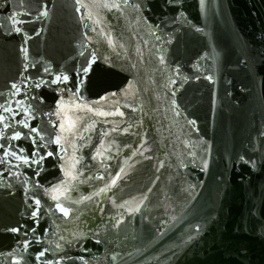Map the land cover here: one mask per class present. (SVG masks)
I'll list each match as a JSON object with an SVG mask.
<instances>
[{"label":"water","instance_id":"obj_1","mask_svg":"<svg viewBox=\"0 0 264 264\" xmlns=\"http://www.w3.org/2000/svg\"><path fill=\"white\" fill-rule=\"evenodd\" d=\"M17 101L6 122L38 127L44 159L0 165V264H264V0H0V104ZM0 131L31 156L28 129Z\"/></svg>","mask_w":264,"mask_h":264},{"label":"snow or ice","instance_id":"obj_2","mask_svg":"<svg viewBox=\"0 0 264 264\" xmlns=\"http://www.w3.org/2000/svg\"><path fill=\"white\" fill-rule=\"evenodd\" d=\"M77 2H79V0H77ZM128 0H123V3H127ZM204 3V0H201V4ZM101 7H104V8H108V9H120V3H117V2H112V3H103L100 5ZM48 13L47 11H43L40 13V16H47ZM89 18H91V14H89ZM12 23L14 25H16L17 23H24L25 21H17L15 16L13 17H10ZM95 23L99 24L100 21L99 20H96ZM96 29H93V31H95ZM15 31L17 33H21L23 32V29L22 27H15ZM109 43L112 44V40L111 38L109 37ZM23 51L25 53V56H27V49L26 48H23ZM83 55V53H81ZM95 60H96V57L95 55L93 54V57H92V61L88 64L87 67H83L80 69V71L83 73V74H87L90 69H91V66L93 63H95ZM163 59L161 58V63H163ZM27 67V65L25 66ZM45 72L49 71L48 68H45L44 69ZM69 77L68 76H56L55 80L52 81V83H60V82H63V81H68ZM41 83H45L44 81H40V83H37L36 84V87H40ZM174 83V81H173ZM13 89L16 90V92L13 93V95H16V94H19L20 93V89L17 87L16 84H12L11 86ZM131 87V86H130ZM115 95V94H113ZM23 101H17V109L20 110V111H17V110H14L13 108H11L10 106H6L5 104H0V126H2L3 129L7 130L9 128H15L16 124H20L22 125L24 128L28 129V133L26 134L27 138H30L31 139V142L33 143V145H35V148H34V151L32 152L31 156H27V155H24V153L26 152V149H24L23 147H17L16 150H11L13 149L14 145H12L10 142L8 143L7 145V150H6V145L4 143H0V150H3L2 152V156H0V165H3V164H10L11 162L9 161V157H12L14 158L15 160H18L20 161L23 165H27L29 167H32L33 165H39L43 159H44V156L42 155H39V152H40V148L43 147L44 145H40L38 144L37 142V137H39L41 140L43 139L42 136H40V129L38 127H34V126H31L26 120L24 119H21L19 121H16L15 124H10V123H7L6 121L9 119V116L8 115H5V114H11L12 118L14 119V117L16 115H20L21 114V111L24 112V113H28V109L27 108H24L23 107ZM64 107H65V102H61L59 108L57 109V112L55 113L57 116H61L62 113H64ZM75 107L79 108V107H84L87 109V111L89 112H92L93 111V108L88 106V105H75ZM96 115H100V116H107V115H123V112H120V113H107V112H103V111H99V112H96L95 113ZM32 119H34L35 117H30ZM64 118L66 120H69V124H68V128H67V131L69 132H72L73 129H75L77 127V124L79 122V118H77L76 120H71L67 114H64ZM59 127L61 128L62 131L65 130V126L64 124H60ZM88 127H85L84 128V131H88ZM116 129H113V131H115ZM125 131H127L125 129ZM35 134V135H33ZM22 134L21 132L19 131H16L14 135H11V136H6L5 135V132L3 131H0V140H8V141H18L22 138ZM105 135H107V133H105ZM81 139H83V133H81ZM55 143L57 144H60L61 143V137L60 136H57L56 140H55ZM48 156H51L52 153L51 152H48L47 153ZM103 155V152L98 149L97 150V156H102ZM38 157V158H37ZM95 158V157H94ZM243 159V158H241ZM79 163L78 160H75L73 163H71L68 168H66L65 170V176L66 177H70L72 180H75L77 179L78 177L73 175V169H75V165ZM17 167H19V165H17ZM123 169L120 170V173H118L112 180L111 184L110 185H106L104 188H101L100 189V192H106V191H109L111 189V187L113 185L116 184V181L121 179V174L123 173ZM37 175L39 174L38 172L36 173ZM100 179H103V177H99ZM67 181H65L66 183ZM63 187V185H57L56 188L54 189H50V191L52 192H59L60 189ZM150 191V190H149ZM97 195H99V193H97ZM52 199L53 200H57L59 199V197L57 195H53L52 196ZM85 199H90V197H86ZM144 199H147V197L145 196ZM40 201L37 200L35 201V204L36 205H39ZM141 204H143V200H141L140 202ZM57 207L59 208V210L63 213L64 216H68L69 215V211L67 209H65L64 207H62L61 205L57 204ZM120 207H123V205H120ZM131 211H135V212H138L140 211V207L137 206L133 209H131ZM38 215V211H33L32 212V216L33 217H36ZM12 231L14 232H18L19 229L17 228H13ZM33 231H35L33 229ZM63 239V237H62ZM25 247H27V245H25ZM57 247H60V245L58 244ZM47 251V250H45ZM45 251H42L40 253V257H43L45 255ZM17 264H19V261L17 262ZM56 264H59V262H56Z\"/></svg>","mask_w":264,"mask_h":264}]
</instances>
